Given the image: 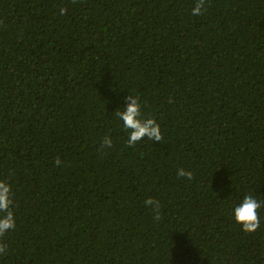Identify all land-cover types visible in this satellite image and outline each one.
I'll use <instances>...</instances> for the list:
<instances>
[{
  "label": "trees",
  "instance_id": "16d2710c",
  "mask_svg": "<svg viewBox=\"0 0 264 264\" xmlns=\"http://www.w3.org/2000/svg\"><path fill=\"white\" fill-rule=\"evenodd\" d=\"M195 3L0 0V180L17 221L0 264H264V207L255 233L233 213L264 201V0ZM130 94L161 141L127 145L115 113Z\"/></svg>",
  "mask_w": 264,
  "mask_h": 264
},
{
  "label": "clouds",
  "instance_id": "9594fccd",
  "mask_svg": "<svg viewBox=\"0 0 264 264\" xmlns=\"http://www.w3.org/2000/svg\"><path fill=\"white\" fill-rule=\"evenodd\" d=\"M66 11L67 9L62 8L61 14ZM205 11H207L206 0H196L192 14L202 15ZM124 99L127 102L126 107H123V111H116L115 115L123 122L124 129L129 131L127 145L135 146L144 138L156 142L161 141L163 139L161 125L154 116L145 115L139 96L130 94ZM112 146V137L106 135L100 145L101 150L110 149ZM55 162L57 166L62 164L59 157ZM177 175L189 180L194 178L193 172L184 168L179 169ZM15 203V193L11 183L7 180H0V256L7 255L8 244L4 237L17 225ZM144 203L154 213V220L160 221L162 219L161 202L149 197ZM262 207H264V201L257 200L252 194H247L243 197L242 202L233 209L235 221L242 225L243 231L255 233L260 228V209Z\"/></svg>",
  "mask_w": 264,
  "mask_h": 264
}]
</instances>
